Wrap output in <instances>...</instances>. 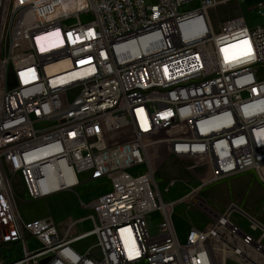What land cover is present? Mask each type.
<instances>
[{"label": "built area", "instance_id": "obj_1", "mask_svg": "<svg viewBox=\"0 0 264 264\" xmlns=\"http://www.w3.org/2000/svg\"><path fill=\"white\" fill-rule=\"evenodd\" d=\"M246 3L0 0V264H264V223L236 205L216 215L201 198L247 172L264 186V26L238 13L216 28L211 17ZM263 10L260 0L254 11ZM164 156L198 182L175 203L156 183L153 159ZM83 175L112 186L82 205L89 230L24 219L16 178L36 202ZM182 202L212 218L185 240L173 219ZM91 238L100 256L75 248Z\"/></svg>", "mask_w": 264, "mask_h": 264}, {"label": "rangeland", "instance_id": "obj_2", "mask_svg": "<svg viewBox=\"0 0 264 264\" xmlns=\"http://www.w3.org/2000/svg\"><path fill=\"white\" fill-rule=\"evenodd\" d=\"M199 7V2H193L191 4L184 5L181 9L182 13L192 11ZM235 4H230L227 7H220L211 11V17L218 27L220 22H225L230 19L234 14H237L234 9ZM242 8H239V11ZM248 24L254 28L258 26H264V10L252 11L246 13ZM83 21L87 18L82 17ZM252 23V24H251ZM155 169L156 183L158 190L162 195V198L166 204L175 203L182 200L184 197L191 193V187L198 186L197 180L187 171L185 164L182 160L171 156H164L162 158L153 159ZM147 171L146 165L138 166L130 169L128 172L137 176ZM253 177L247 176L236 181H233L231 185L227 183H217L212 186L206 187L201 194V198L208 201V204L217 213L221 212V208L227 204L236 200L238 203L243 201V192H238L244 185L245 188H249L248 205L246 206V212L253 218L264 223L263 214L256 209L258 202L264 197V188L256 179V174L251 172ZM80 186L73 191L60 192L51 195L45 199L33 202L29 199L24 184L20 179H15V193L18 199L19 209L27 219H40L44 217H51L56 224L75 222L92 214L90 209L84 208L82 205L88 206L91 201L109 192L112 188L109 182L100 181L96 183L87 182V176L83 175L79 178ZM171 182H174L171 185ZM108 183V184H107ZM232 190L234 192H232ZM238 193V194H237ZM241 208V207H239ZM242 209V208H241ZM243 210V209H242ZM175 217L181 218L188 223H193L195 226H202L207 221L206 216L199 212L196 206L190 202H182L175 208ZM232 221L237 224L241 229L246 232H250V222L242 218L238 212L232 214ZM150 225L151 233L156 232V228L161 221V215L159 213L151 214L147 217ZM91 223H84L80 225V229L89 228ZM199 229V228H198ZM256 237H260V232L253 233ZM96 239L91 238L85 242L75 245L78 251L93 248V252L100 256L99 250L93 244ZM255 258H257L255 256ZM236 263H239L236 261Z\"/></svg>", "mask_w": 264, "mask_h": 264}, {"label": "crops", "instance_id": "obj_3", "mask_svg": "<svg viewBox=\"0 0 264 264\" xmlns=\"http://www.w3.org/2000/svg\"><path fill=\"white\" fill-rule=\"evenodd\" d=\"M260 0H247V3L246 4H243V5H241L240 7L242 8V10H240L239 11V6L237 5V4H235V8L234 9H237V10H235V11H237V12H235V13H242V14H244L245 15V17H246V13H251L252 11H254V6L259 2ZM234 15H236V14H234ZM247 18V17H246ZM252 24V23H251ZM254 173V172H253ZM247 176H250V177H253V174L251 173V172H247V173H244V174H241V175H238V176H234V177H231V178H228V179H225V180H223V181H221V182H219V183H227L228 185H231L232 183H233V181H236V180H239V179H242V178H246ZM254 178V177H253ZM256 179L258 180V178H257V176H256ZM100 181H104V180H100ZM100 181H94V182H91V183H96V182H100ZM259 181V180H258ZM105 182H108V181H106L105 180ZM259 183L263 186V184L259 181ZM108 184V183H107ZM263 188H264V186H263ZM232 192H234L233 190H232ZM238 192H243V196H244V199H243V201H241V203H238L236 200H233L231 203H227V204H225L222 208H221V212L220 213H217L213 208H211L210 206H209V204H208V201H207V206L209 207V208H211L214 212H215V214L216 215H221V214H224L232 205H236V206H238V207H241L245 212H246V206L248 205V202H247V200H248V196H249V188H245L244 187V185L241 187V189L238 191ZM202 194V193H201ZM238 194V193H237ZM263 204H264V197H263V199L262 200H260L259 202H258V206H256V209H258L260 212H261V208H262V206H263ZM249 206V205H248ZM199 210V212H201V213H203L204 214V216H206V218H207V221L205 222V223H203L202 224V226H195V224H193V223H188V222H186L185 220H183V219H181V218H178V217H175V219H174V224H175V228H176V231H177V233H178V236H179V238H180V240H185V238H186V236H187V234L189 233V231L192 229V228H199V229H203V228H205L209 223H211V220H212V218H211V216H209L205 211H203V210H200V209H198ZM248 213V212H247ZM88 216L89 215H87L86 217H84V218H82V219H80L79 220V222L80 221H82V222H80L79 224H78V226H77V233H82V232H85V231H87V230H89L90 228H91V225H89V228H85V229H80V225H82V224H84V223H89L90 224V222L88 221ZM24 217V216H23ZM24 219H26V220H32V219H27V218H24ZM93 246H95V249L97 248L96 247V241H95V243L93 244ZM98 249V248H97ZM94 250V249H93ZM87 251V249L85 250H82V251H80V252H86ZM94 254H95V252H94ZM95 255H97V254H95ZM256 260V259H255ZM257 261V260H256Z\"/></svg>", "mask_w": 264, "mask_h": 264}]
</instances>
